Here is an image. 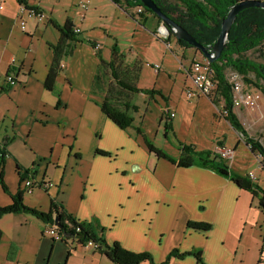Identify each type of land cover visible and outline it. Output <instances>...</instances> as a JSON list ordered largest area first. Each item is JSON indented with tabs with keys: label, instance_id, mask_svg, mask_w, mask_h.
<instances>
[{
	"label": "crops",
	"instance_id": "crops-1",
	"mask_svg": "<svg viewBox=\"0 0 264 264\" xmlns=\"http://www.w3.org/2000/svg\"><path fill=\"white\" fill-rule=\"evenodd\" d=\"M77 2L59 19L42 0H31L47 14L48 20L31 19L23 30L18 1L0 0V149L6 146L8 153L4 158L8 191L0 184V205L11 204L12 196L19 190L24 191L25 204L42 211H49L51 200L55 199L109 244L118 242L134 252L147 251L156 263L178 249L200 251L205 264H264L261 209L259 202L254 208L256 198L252 193L224 175L215 163L181 167L159 158L148 150L143 135L137 133L136 128L140 127L154 143L157 133L145 122L147 114L153 112L158 118L155 127L162 128L166 112L169 116L174 113V132L181 129L171 97L165 101L158 94L151 97L138 93L140 101L134 103L139 110L133 114V125L120 128L101 111L102 93L93 89L99 55L109 61L111 53L106 59L103 53L94 52L97 60L88 82L72 71L78 48L87 41L74 42L73 52L61 60L64 67L56 80L59 96L45 88L53 58L49 44H56L60 38V31L50 19L63 24L69 18L79 27L88 10L83 13ZM148 15L143 24H149ZM86 30L81 29L79 39H90L85 36ZM187 61L185 57L183 62ZM160 70L155 71L157 76ZM6 73L14 74L20 83L6 84ZM184 76L185 96L189 77L187 73ZM207 100L217 108L208 96L199 95L189 101L199 106ZM222 117L228 122L221 112L218 121ZM204 139L200 136L189 144L196 150L213 151L216 142L223 138L213 132L204 135ZM219 144L226 146L225 142ZM180 155L179 149L172 156L178 159ZM26 169L35 170V178L54 183L49 188H35L44 192L46 204L26 198L24 180L19 174ZM230 171L240 174L233 168ZM189 221L207 222L210 229H191ZM0 230V264H114L93 247L73 245V239L54 240L46 233V223L27 213L0 217ZM170 264L199 262L189 254L172 259Z\"/></svg>",
	"mask_w": 264,
	"mask_h": 264
},
{
	"label": "trees",
	"instance_id": "trees-1",
	"mask_svg": "<svg viewBox=\"0 0 264 264\" xmlns=\"http://www.w3.org/2000/svg\"><path fill=\"white\" fill-rule=\"evenodd\" d=\"M120 8L124 9L131 17H136L133 9L142 6L144 11L139 14L143 21H146L147 14H151L162 22V19L156 13L144 7L141 0H111ZM155 3L177 24L185 28L195 39L204 46L211 47L215 44L222 29V22L227 17L228 12L240 0H154ZM52 25L60 31V38L56 44H49L53 53L52 62L49 66L48 74L44 80V86L50 91H56V80L61 71V60L64 56L70 55L74 49V42L87 41L93 46L95 43L90 39L78 38L75 32L74 24L71 19H67L60 24L55 19H50ZM144 23V22H143ZM155 33V32H154ZM175 34L173 31L167 37L165 42H169ZM177 42L187 48H195L186 41L177 39ZM264 8L249 7L241 10L229 31L228 40L225 47L216 60L211 61L213 77L217 82V91L224 101V117L231 126L242 135L245 144L252 153H259L261 163L264 167V144L259 139L249 135L248 131L240 121L234 111L232 100L231 85L228 81L226 72L228 70L237 71L242 74L245 81L254 85L264 94V62L251 58L248 55L250 51L260 52L264 58ZM197 49V48H196ZM198 50V49H197ZM200 51V50H199ZM203 55V54H202ZM100 65L93 81V89L102 93L100 102L101 111L109 117L115 124L122 129H127L133 125V114L139 110L138 105L132 102V95L138 93L148 94L154 97L161 93L156 89H143L137 85L140 77L141 63L137 61L131 65L125 64V55L119 50L115 43L111 48V59L109 61L99 55ZM110 73L113 81L103 88V78ZM250 74L254 79L248 78ZM167 101V97L162 96ZM216 104V101H213ZM60 103V102H58ZM57 103V104H58ZM164 132L168 136L170 132L174 133L172 117L164 112ZM137 133L142 134L145 145L148 150L154 152L159 158L166 159L171 163L181 167L192 165L206 166L209 163H215L219 170L236 182L241 188L248 190L254 197L259 199V208L264 212V188L254 182L249 175L244 177L230 171L227 161L220 158L212 150H196L192 145L179 142L181 151L177 159L168 154L162 148L157 147L150 139L146 137L143 130L136 128ZM222 144V143H221ZM5 148L0 149V184L5 191L8 187L4 180ZM106 153V152H101ZM8 154V153H7ZM21 180L28 176L34 177L36 171L26 169L20 173ZM12 203L6 206L0 205V217L11 213H27L48 224L58 223L67 236L78 238V244L85 245L88 241H94L99 245L98 251L103 252L114 264H142L148 261L150 264H170L174 258H183L186 255H194L199 264H205L201 258V252H180L173 249L167 258L156 263L149 252H134L121 246L118 242L109 244L102 236L98 235L93 228L86 223L79 222L71 213H69L61 203L55 199L51 200L49 211L30 207L24 202V191L19 190L12 196ZM188 226L197 231L207 232L210 224L207 222L189 221ZM2 231L0 230V242Z\"/></svg>",
	"mask_w": 264,
	"mask_h": 264
},
{
	"label": "rangeland",
	"instance_id": "rangeland-1",
	"mask_svg": "<svg viewBox=\"0 0 264 264\" xmlns=\"http://www.w3.org/2000/svg\"><path fill=\"white\" fill-rule=\"evenodd\" d=\"M77 1L42 0V4L47 9H52L56 18L63 19L66 12L75 8ZM89 5L88 12L85 11L87 12L86 17L79 22L78 26L81 29H87L85 36L93 39L94 42H99L101 48L97 51L95 46L87 42L78 48L77 56L74 57L72 62V71L77 78L84 80V83L90 81V73L97 60L94 52H98L97 55L101 52L106 59H109L111 48L116 43L119 50L125 55V62L131 64L138 60L141 63L142 67L137 85L143 89H156L162 96L171 97L173 99L172 105L179 114L181 129L177 133L170 132L167 138L164 134V123L160 129L155 127L158 122L157 116L154 112L147 114L146 127L157 133L154 139L155 145L165 147L167 149L165 150L173 155L179 151V142L189 144L194 138L200 136L202 140H205L204 135H211L215 132L217 138H223L216 142L218 145L225 142L226 147L235 150L233 160L230 162V169L233 168L239 171L244 177L254 173L259 177L257 183L264 187V167L259 153H252L243 141L242 135L231 127L223 117L218 121L220 112L224 116V101L220 94L217 92L211 95L216 101L215 105H217L218 111L210 102V99V101H203L205 103H200L198 106L195 101L190 102L182 94L185 83L184 75L187 73L189 77L188 70L191 61L193 59H203L202 53L196 48L188 49L180 45L175 35L170 39L171 46L168 47L167 42L157 35L162 22L151 14L148 15V18H150L149 24H143L142 16H138L135 9H133L136 15L134 18L111 0H91ZM78 11L82 15L80 9ZM248 55L255 60L264 62V58L261 57L258 51H250ZM80 57L82 60L78 59ZM185 57L188 59L187 63L183 62ZM156 63L161 68L158 76L152 66ZM182 63H184V66ZM230 73L231 70L226 72L228 76ZM248 78L254 79V75L250 74ZM112 81L110 73L106 77L104 76L103 88H106L107 84ZM245 83L250 88L260 92L259 104L253 109H235V112L249 135L259 139L264 144V94L254 85L246 81ZM187 84L192 85L190 78L187 80ZM136 101H140V95L133 94L132 102ZM25 196L32 201L37 199L46 204L47 197L42 190L34 189V193L26 190ZM255 198L254 208L257 207L259 202V199ZM259 212L264 235V212L262 210Z\"/></svg>",
	"mask_w": 264,
	"mask_h": 264
},
{
	"label": "built area",
	"instance_id": "built-area-1",
	"mask_svg": "<svg viewBox=\"0 0 264 264\" xmlns=\"http://www.w3.org/2000/svg\"><path fill=\"white\" fill-rule=\"evenodd\" d=\"M19 6V25L21 29L25 30L29 20L33 19L36 22H43L48 20L47 14L37 5L31 3V0H17ZM90 0H78L77 5L82 11H87L89 9ZM144 11L142 6L136 8V13L139 15ZM76 33H80L81 29L79 27L74 28ZM158 37L163 38L164 40L170 35L163 24L158 28L157 32ZM95 48L98 51L101 48L99 42H95ZM167 46H171V42H167ZM186 47V46H184ZM64 67V64H61ZM154 70L158 72L160 66L156 63L152 65ZM189 78L192 80V85H187L184 89L186 98L189 100L198 97L199 95L208 96L214 101L215 99L211 95L216 94L217 91V82L213 77V70L211 68V60L207 57L203 59H193L191 61L189 70ZM4 81L9 86H16L20 83L19 79L12 73H6L4 75ZM228 81L231 85L232 90V100L235 109H253L259 104L261 94L253 88H250L245 83V78L242 74L237 71H231L228 76ZM223 113H226V110H223ZM171 117L174 116V113L170 114ZM239 117V116H238ZM240 119V118H239ZM241 121V120H240ZM242 122V121H241ZM214 153H216L220 158L224 159L227 162H231L235 155V150L226 147L224 145H216L214 148ZM249 177L254 181L258 182L259 177L254 173H250ZM264 179V178H263ZM24 187L27 191L33 192L35 188H49L54 186L52 181L40 180L35 177H27L24 181ZM264 188V187H263ZM46 233L53 238L54 240H69L73 239L72 244H78V238L67 236L66 233L62 230V227L58 223L48 224L46 228ZM85 246L93 247L98 250L99 245L94 241H88Z\"/></svg>",
	"mask_w": 264,
	"mask_h": 264
},
{
	"label": "water",
	"instance_id": "water-1",
	"mask_svg": "<svg viewBox=\"0 0 264 264\" xmlns=\"http://www.w3.org/2000/svg\"><path fill=\"white\" fill-rule=\"evenodd\" d=\"M141 2L143 3L144 7L150 9L162 19L163 27L168 33L173 31L177 39L186 41L191 46L197 48L198 50H200L203 56L209 58L211 61L216 60L220 57L228 40L229 31L236 19L237 14L241 10L249 7L264 8V0H240L239 2H237L232 6L230 11L228 12L227 17L223 19L222 29L215 44L211 47H207L199 43L195 39V37H193L185 28L177 24L166 13H164L154 0H141Z\"/></svg>",
	"mask_w": 264,
	"mask_h": 264
}]
</instances>
